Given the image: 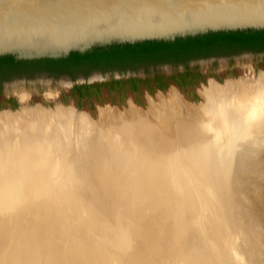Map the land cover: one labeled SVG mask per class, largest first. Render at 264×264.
Returning a JSON list of instances; mask_svg holds the SVG:
<instances>
[{
	"label": "bare ground",
	"instance_id": "obj_1",
	"mask_svg": "<svg viewBox=\"0 0 264 264\" xmlns=\"http://www.w3.org/2000/svg\"><path fill=\"white\" fill-rule=\"evenodd\" d=\"M249 82L228 81L225 85H219L211 81L209 88L201 91L204 102L198 106L186 101L175 88L169 91L168 97L160 94L158 102L150 98L149 111H146L148 115L161 109L167 111L175 121L169 135L153 132L150 128L151 119L141 114L140 107L132 102L129 114L124 117L119 116L113 107L100 108V119L97 122L77 108H74L76 112L64 105L58 106L55 111L26 108L14 113L12 110H5L10 112H0V158L3 157L4 161L11 164L20 163L26 179L29 178L27 182L32 184L47 175L51 176L63 157L66 158L62 161L65 174L70 175L71 167L67 168V163L71 158L74 161V149L72 153L67 145H70L71 140L72 144L78 143L83 149L92 146L95 150L93 155L100 162L104 150L101 143L96 142L98 140L91 138V133L94 134L103 122L114 124L116 129L113 127L115 131L110 130L108 137L116 138L127 134L130 143L139 149V154L149 158L153 167L149 172L151 185L138 181L140 189L137 187L141 194L152 193L151 199H146L135 210L137 213H144L140 219H135L132 228V232L137 235L132 251L140 258L141 263L142 260L151 258L156 264L164 261L161 254L167 239L164 229L171 225L174 212L172 204L175 200L177 208L179 207L178 221H182L181 225L190 237H186L182 244L187 255L197 245L195 239L198 238L207 242L206 250L211 259L208 264L224 261V254L232 258L231 264H264V189L252 190L250 186L263 185L264 188V118L260 114V104L264 100V74L253 84ZM209 121L212 124L211 133L207 130ZM132 125L140 127L141 131L130 132ZM121 143L123 145L125 141ZM199 143L203 145L200 147ZM128 144L127 142L122 149H118V146L111 149V156L116 162L121 164L130 160ZM255 144L261 147L253 149ZM57 152H61L63 157L57 155ZM246 153L257 154L258 161ZM90 157L93 159L92 155ZM253 160L260 163L256 164ZM244 181L247 186L243 184ZM197 182L205 189H197ZM50 183L52 184L46 186V191L53 192L64 207L74 204L75 199L69 198L72 190H82L79 198H86V202L93 199L86 197L94 191L93 188H75V183H62V180ZM252 193H257L259 198L254 207H248ZM15 200H18L17 196ZM48 200H51L49 196ZM196 201L208 208L206 216L196 212ZM129 210L131 213L135 212L130 208ZM147 219L154 220L156 224L151 241L145 240L143 236V221ZM196 222L198 225H195ZM84 252L82 250L81 253ZM167 262L188 264L177 257L174 261L167 257Z\"/></svg>",
	"mask_w": 264,
	"mask_h": 264
},
{
	"label": "rangeland",
	"instance_id": "obj_2",
	"mask_svg": "<svg viewBox=\"0 0 264 264\" xmlns=\"http://www.w3.org/2000/svg\"><path fill=\"white\" fill-rule=\"evenodd\" d=\"M187 68L189 70L203 72L204 77L206 75L197 85V94H192V97L194 95L197 97L196 101L187 99L180 92L186 100L198 106L204 102L201 97V91L209 88L211 81L219 85H225L228 81H251V83L249 82L250 84L257 81L261 74H264V53L245 52L219 58L201 59L191 62ZM184 71L185 68L176 69L171 66H157L149 68L146 72H139L137 77L172 75ZM130 77H132L131 74L121 76L118 72L114 74L92 73L86 78V82H84V77L77 79L78 85L80 86L78 90L85 92V85L101 84L117 79H128ZM0 83H2L0 84V93L4 97H14L18 101L16 107L12 109L14 113L21 112L23 111L22 109L26 108H42L48 111H55L58 106L64 105L66 108L74 111H76L74 108H79L81 112L88 114L91 120L97 122L100 119V108L113 107L117 110L118 115L123 117L129 114L131 108L130 99L123 105H115L111 102L101 101L100 98H91L90 101L78 100V102H73L69 90L75 85L68 77H53L41 74L32 78L22 77ZM172 89V87H169L166 91H162L161 93L157 91L150 95V97L149 95L146 98L143 96L140 98L142 105L136 103V101L134 102L140 107L141 110L139 112L151 119L150 128L158 134L164 133L163 135H169L174 127L175 121L169 116L167 111L161 109L155 111L156 115L154 112L148 115L150 98L158 102L160 94L168 97ZM93 91L95 95L96 91ZM3 110L7 109H0V112H10ZM102 125L98 127V132L95 129L96 132L94 131V134L91 133V138L98 140L96 141L98 144L105 145L100 144L104 150L102 161L98 162V158L94 157L93 151L95 150L92 146H87V148L84 147L83 149L78 143L77 145L76 143L72 144L73 141L71 140L70 145H67V147H70L69 150L72 151L74 149V161L72 162L73 159L71 158V160L69 157L68 160L70 159V162L67 163V168L71 167L70 175L65 174V167L62 165V161L66 158L64 159L61 152H57V155L61 158L63 157V160H60L61 162L55 170L53 169L51 176L47 175L44 179L36 181L33 184L27 182L29 178L26 179L20 163L11 164L6 160L4 161L3 157L0 158V264H147L148 262L150 264H156L152 258L150 260L144 259L141 263L140 258L135 256L132 251V244L137 239V235L132 232V228L135 219H140L139 217L144 213V211L137 213L135 210L146 199L150 200L152 197V193L150 194L149 192L145 194L139 193L137 187L140 189V181L151 185L149 172L153 169L151 167L152 162L143 154H139L141 152L130 143L131 141H129L127 134L121 135L120 137L117 136L118 138L108 137L109 132H111L110 130L115 131L116 129L114 124L111 125L109 122H103ZM160 125L161 127H159ZM197 126L200 128L198 124ZM129 129L133 133L141 131L140 127L135 125H132ZM88 138H90V135ZM194 139H196V136ZM121 141H125V143L122 145ZM127 142L130 147L128 148L130 150V160L120 164L111 156V149H114V146L122 149ZM202 145L199 143L200 147ZM260 147L255 144L253 149H259ZM83 151L84 153H82ZM106 152L108 155H106ZM246 154L258 161L257 154ZM91 155L93 159L90 157ZM191 156L193 158V155ZM159 157L162 158L161 154ZM197 158H199V155ZM141 159L145 160L143 161ZM254 163L258 164L260 162ZM59 180H62V183L73 182L75 183V188H93L94 191L91 190L92 192L89 193L90 197L86 195L89 199H93L86 202V198H84L85 200L79 198L82 190L78 192L72 190L69 198L75 199L74 204H69L64 207L53 192L48 190V193L46 191V186L52 184L50 182L55 183L59 182ZM245 181L243 184L247 186ZM198 182L197 189L199 187L205 189ZM250 186L253 188L252 190L258 188L264 189L263 185H260V187L256 185ZM35 193L38 194V197ZM16 196L18 200H15ZM48 196L51 200H48ZM258 198L257 193L250 194V201L247 204L248 207H254L255 202L258 201L256 199ZM199 203L200 201H196V212H201V216H206L208 208H204L207 206L205 198L203 197L204 207L201 203L199 207ZM225 204H227V200ZM172 207L174 210L171 221L172 226L170 225L164 229L165 237L167 238L165 242L166 247L163 249V253H161L164 256L162 257L164 261H159V264H169L167 257L172 261L177 257L184 262H188V264H194L195 262L208 264V260L211 259L209 258L210 254L206 250L207 242L205 240L200 241L196 238L195 243L197 245L194 248L191 247L192 249L189 251V255L185 253L182 244L186 237L188 239L190 237L187 235L184 226L181 225L182 221H178L179 207L177 208L175 200ZM129 208L135 212L130 213V217H124V221L128 226L127 230H123L126 234V241H119L116 233L122 232V217L120 214L122 210H129ZM262 213L264 215V207H262ZM195 225H198L197 222ZM199 233L201 236L203 235L201 232ZM81 236L82 238H80ZM143 236L147 240L145 232H143ZM262 238L264 240V234ZM82 250L85 252L81 253ZM213 254H216V252ZM223 257L224 261L220 260L221 262L218 261L219 263H232V258L227 257L225 254ZM218 262L217 264H219ZM171 263L175 264L176 262ZM210 263L216 264V262Z\"/></svg>",
	"mask_w": 264,
	"mask_h": 264
},
{
	"label": "water",
	"instance_id": "obj_3",
	"mask_svg": "<svg viewBox=\"0 0 264 264\" xmlns=\"http://www.w3.org/2000/svg\"><path fill=\"white\" fill-rule=\"evenodd\" d=\"M248 30L264 31V0H0V57L17 61ZM130 213L120 214L119 241H126L124 217ZM155 225L143 221L147 241Z\"/></svg>",
	"mask_w": 264,
	"mask_h": 264
},
{
	"label": "trees",
	"instance_id": "obj_4",
	"mask_svg": "<svg viewBox=\"0 0 264 264\" xmlns=\"http://www.w3.org/2000/svg\"><path fill=\"white\" fill-rule=\"evenodd\" d=\"M245 52L264 53V31L218 32L187 37L175 41H147L137 44L98 47L87 53H72L64 59H42L17 61L12 56L0 57V80L32 78L36 75L71 76L74 81L80 76L88 77L94 72L103 74L118 72L121 76L131 74L128 79H117L101 84L85 85V95L101 101L123 105L130 96L142 105L140 98L145 90L154 94L157 89L166 91L173 81L160 75L154 80L137 77L139 72L163 65L188 66L193 61L219 58ZM194 81V86L198 85ZM154 84V85H153ZM93 90L96 94H93ZM187 99L197 97L187 93Z\"/></svg>",
	"mask_w": 264,
	"mask_h": 264
},
{
	"label": "flooded vegetation",
	"instance_id": "obj_5",
	"mask_svg": "<svg viewBox=\"0 0 264 264\" xmlns=\"http://www.w3.org/2000/svg\"><path fill=\"white\" fill-rule=\"evenodd\" d=\"M248 53H251V52H248ZM163 66H171L172 68H176V69L185 68V71L181 72L179 74L163 75L164 77L167 78V80H166L167 82L173 81L172 84L169 85V87L175 86L179 90V92H181V93H183L185 95V97H187V95H186L187 93H190L191 95L193 93L197 94V86H194V84H193L194 81L199 79L198 80V84H199V82L202 81L203 78L206 77V75L204 77V73L203 72H200L198 70H189L186 65H180V66L163 65ZM94 73H96V72H94ZM100 73H102V72H100ZM109 74H112V73H109ZM159 76L160 75H156V76H154V75L152 76L151 75V76H145V77H139L138 76V77L141 78V79L154 80L153 83H156L157 78ZM53 77H55V76H53ZM60 77H68L72 81V83L75 85V86L73 85L74 87H72L69 90L70 96H71L73 102H78V100L79 101L80 100H82V101L83 100L84 101H90L91 100L85 95L84 91L78 90V88H80V86L78 85V81H74L71 76L64 75V76H60ZM80 77H84V76H80ZM84 78H87V77H84ZM14 79H19V78H12L11 80H14ZM11 80H0V82H6V81L8 82V81H11ZM0 84H2V83H0ZM157 91L162 92V90H160V89H157L156 92ZM146 94L151 95L149 90H145L144 96ZM17 104H18V101L14 97H4L0 93V109H7V110L11 109L12 110V109H14V107H16ZM3 111H5V110H3Z\"/></svg>",
	"mask_w": 264,
	"mask_h": 264
},
{
	"label": "clouds",
	"instance_id": "obj_6",
	"mask_svg": "<svg viewBox=\"0 0 264 264\" xmlns=\"http://www.w3.org/2000/svg\"><path fill=\"white\" fill-rule=\"evenodd\" d=\"M262 96H264V94H262ZM260 114H261V117L264 118V100H262V103L260 104ZM207 130L209 131V133H211L212 131V124H211V121L208 122L207 124Z\"/></svg>",
	"mask_w": 264,
	"mask_h": 264
},
{
	"label": "crops",
	"instance_id": "obj_7",
	"mask_svg": "<svg viewBox=\"0 0 264 264\" xmlns=\"http://www.w3.org/2000/svg\"><path fill=\"white\" fill-rule=\"evenodd\" d=\"M146 96H148V94H146L144 97L146 98ZM128 99H130V102H132V103H134L135 102V99L132 97V96H130ZM128 101V100H127ZM126 101V102H127ZM135 104V103H134Z\"/></svg>",
	"mask_w": 264,
	"mask_h": 264
}]
</instances>
